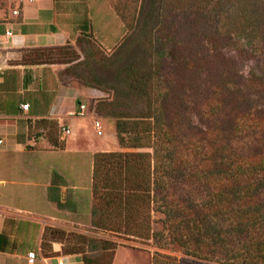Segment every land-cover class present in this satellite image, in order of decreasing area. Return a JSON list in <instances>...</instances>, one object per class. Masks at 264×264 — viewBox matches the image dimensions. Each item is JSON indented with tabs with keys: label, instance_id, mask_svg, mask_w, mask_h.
<instances>
[{
	"label": "trees",
	"instance_id": "16d2710c",
	"mask_svg": "<svg viewBox=\"0 0 264 264\" xmlns=\"http://www.w3.org/2000/svg\"><path fill=\"white\" fill-rule=\"evenodd\" d=\"M215 1L165 0L148 39L154 61L118 70V81L145 108L111 114L123 151L95 154L93 212L100 214L93 224L130 237L162 236L201 264H264V75L245 76L225 62L218 67L217 38L209 36L206 46L185 36L216 11ZM252 8L249 25L264 53V0ZM65 53L66 47L25 50L22 62L55 63ZM35 129L64 148L55 121L40 120ZM61 181L55 174L53 182ZM153 212L165 217L159 233L151 229ZM53 243L84 264H113L119 246L48 227L44 254ZM90 248L104 258L89 257Z\"/></svg>",
	"mask_w": 264,
	"mask_h": 264
},
{
	"label": "crops",
	"instance_id": "0c3cea01",
	"mask_svg": "<svg viewBox=\"0 0 264 264\" xmlns=\"http://www.w3.org/2000/svg\"><path fill=\"white\" fill-rule=\"evenodd\" d=\"M87 2L32 0L25 3L20 16L10 10L0 15V65L4 68L0 82V139L4 144L0 148L6 154L0 169V235L4 236L0 264H29L30 252L37 254L34 264H58L63 259L68 264H84L81 255H64L61 243H53L52 253L44 254L45 230H99L93 224L94 157L100 152L123 151L118 142L115 146L107 141L90 142L84 131L89 120H97L94 107L105 93L69 75V67L77 60L27 66L22 62L25 50L77 46L82 28L91 21L81 10ZM7 31L15 37L3 41ZM26 104L30 105L27 111L22 108ZM81 104L92 115L79 116ZM40 120L55 121L59 129L71 130L70 135L61 136L64 148H54L43 131L35 129ZM86 156L93 160V172L84 187L80 167ZM55 174L61 182H53Z\"/></svg>",
	"mask_w": 264,
	"mask_h": 264
},
{
	"label": "rangeland",
	"instance_id": "374dc122",
	"mask_svg": "<svg viewBox=\"0 0 264 264\" xmlns=\"http://www.w3.org/2000/svg\"><path fill=\"white\" fill-rule=\"evenodd\" d=\"M164 1L89 0L81 6L82 12L91 17L90 24L83 30L87 34L80 37L77 46H65L66 55L59 62L77 60L69 67L71 70L69 75L73 74L88 86L98 88L105 93L94 107L97 120L102 122L104 134L98 136L94 127L95 121L89 120L88 129L84 131L90 142L99 145L100 142L107 141L115 146L114 144L118 142L115 131L116 120L111 114L117 112L136 114L145 108V103L128 94L126 86L118 81L117 72L120 68L132 63L154 61L155 57L147 49V45L151 32L158 25L160 8ZM253 2L254 0L213 2V7L218 13L217 17H214L215 10L211 12L209 10V13L204 15L203 22L185 34L186 38H192L194 34L193 39L201 41L202 44L208 42L209 36L214 42L217 38L215 45L221 53L216 56L219 61L218 67L225 62L228 66L237 67V70L245 76L264 75V53L259 51V41L254 33L255 30H252L249 25L254 17ZM8 10H10L8 1L0 0V15ZM210 17L213 18L211 21ZM98 38L103 39L105 44L102 45L97 40ZM213 44L210 45L211 49H213ZM205 45L208 46V43ZM98 52H100L99 55ZM212 52L211 50V54ZM215 53L216 50H214ZM209 54L210 52L206 56ZM166 62H170V58L166 57ZM88 115H92L90 110L84 113V116ZM5 158L6 154L0 148V169L5 164ZM92 164L93 160L90 156H86L80 167L84 187L92 178ZM99 214L100 211H96V219ZM164 218L162 213H152L151 229L153 232L162 231ZM78 230L72 232L119 243L115 251L116 261L114 258L113 264H201L200 262H203L187 256L178 244L168 243L166 245L162 236H157L156 239L130 237L101 228L97 230L79 227ZM88 256L101 260L104 258V253L99 248H90Z\"/></svg>",
	"mask_w": 264,
	"mask_h": 264
},
{
	"label": "built area",
	"instance_id": "2783aa9c",
	"mask_svg": "<svg viewBox=\"0 0 264 264\" xmlns=\"http://www.w3.org/2000/svg\"><path fill=\"white\" fill-rule=\"evenodd\" d=\"M9 5H10V11L12 12V14L14 16H20L21 15V11H22V7L25 5L26 2H31L32 0H7ZM15 35L13 34L12 31H7L4 35V40H10L12 38H14ZM4 76V68L0 65V82L2 80ZM30 105L26 104L23 105L22 108L23 110H29ZM86 105L81 104L80 105V111L77 113L79 116H83L84 112L86 110ZM95 128L97 130V134L98 136H102L104 134L103 132V125L102 122L100 120H95ZM60 133L62 137H65L67 135L71 134V130L69 128L66 127H61L60 128ZM37 136H34L33 139L36 140ZM4 144V140L0 139V146H2ZM37 260V254L35 252H30L28 254V262L29 264H34ZM58 264H68L67 261L65 259L58 261Z\"/></svg>",
	"mask_w": 264,
	"mask_h": 264
}]
</instances>
